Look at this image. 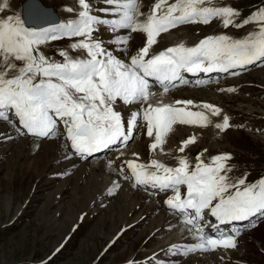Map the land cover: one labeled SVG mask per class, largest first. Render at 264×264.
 I'll use <instances>...</instances> for the list:
<instances>
[{
  "label": "snow or ice",
  "instance_id": "snow-or-ice-1",
  "mask_svg": "<svg viewBox=\"0 0 264 264\" xmlns=\"http://www.w3.org/2000/svg\"><path fill=\"white\" fill-rule=\"evenodd\" d=\"M74 4L64 8L73 14L72 18L47 27L27 26L19 14L0 16V122L6 123L17 137H62L72 155L84 159L114 145L124 155L122 149L134 139L141 123L147 136L153 138L150 151L163 152L165 138L174 125L206 127L212 123L211 117L220 116L222 110L191 99L165 103L155 99L157 96H166L172 89L188 84L185 73L235 76L240 74L237 69L264 63V7L236 23L240 10L217 6L214 0H155L147 12L142 11V0H74ZM8 7L7 0L0 2V13ZM41 11L33 0L25 14L39 15ZM214 20L225 29L253 24L256 30L242 38L210 34L191 46L180 42L159 51L154 48L162 33L181 25H209ZM102 28L109 38H104ZM133 34L146 38L135 51L130 50ZM64 38L77 39L58 50L61 59L48 56L44 47ZM68 49L75 55H70ZM195 83L201 86L206 81ZM118 104L138 106L129 112L126 125ZM214 126L224 132L231 126L229 117L223 115L222 122ZM0 137L13 138L5 133ZM194 142L195 138L189 137L178 151L183 153ZM133 156L135 160L124 162L128 174L122 167L119 175L131 179L133 187L171 191L173 194L164 203L181 215L182 223L197 238L198 242L191 246H171L168 252L172 256L237 247L239 230L208 235L202 226L206 215L218 222L211 225L213 228L264 218V177L246 183L245 175L231 182L230 153L212 156L207 163L197 155L194 164L187 156H179L176 166L157 159L138 162L139 155ZM107 166L112 167V163ZM118 187L113 182L108 194ZM182 187L186 191L182 192ZM249 226L255 227V223Z\"/></svg>",
  "mask_w": 264,
  "mask_h": 264
},
{
  "label": "rangeland",
  "instance_id": "rangeland-1",
  "mask_svg": "<svg viewBox=\"0 0 264 264\" xmlns=\"http://www.w3.org/2000/svg\"><path fill=\"white\" fill-rule=\"evenodd\" d=\"M22 1L24 0L11 1L15 6H18V14L20 16V5ZM43 1H45L44 3L46 6L54 4L57 8L59 7L55 0ZM214 2L217 6H231L239 9L241 15L236 18V23L248 17L250 13L258 7H264V0H214ZM182 26L186 33L191 29L196 40L195 42L207 35L219 33H226L233 38H242L250 31L256 30V26L253 24L246 25L239 29L232 26L225 29L220 26V22L216 20L209 25L188 24ZM182 26H180V28ZM101 30L104 29L102 28ZM57 47L62 49L60 46ZM45 49L48 50V48ZM53 50L54 53H52L51 56L55 59H61L57 55L58 51L55 48H53ZM252 69L254 70L253 67ZM246 75L239 76L237 79L233 78L232 81H227L230 80L227 78H232V76H226L224 81H220L218 84L212 86V90L217 93L219 97L216 100L212 99L211 102L220 104L225 110H228L227 116L229 117L231 126L226 131L220 132L219 139L214 140L216 143H213L214 146L217 145L219 148L216 149L213 147L214 149H211V151L208 149V158L204 161L207 163L212 156L230 153L232 159L228 164L232 167V171L228 173L229 180L235 182L237 179L243 178L246 175V183H251L264 175L263 135L261 132L233 131L230 128L237 127L240 124V120L244 119L243 116L248 118V121L249 119L250 121L257 120L255 124L250 122L252 126L255 125V127H258L259 123L264 125V120L256 119V116L264 115V94L260 96V89H256L255 87L246 88L242 91L245 85L244 83H254L264 88V63L259 69ZM245 77L247 78L244 80L245 82H243ZM233 85H237V87L240 88L235 89ZM229 88H233L235 91H221V89ZM186 92L181 93V96H179L177 100H187V95L193 97V93L188 90ZM224 92H227L228 95H225ZM250 116L253 118H250ZM176 126L190 125H174L173 128ZM176 130L173 137L169 138L172 130L167 134L165 143L162 146L164 152L161 153L167 156L170 162L172 158L181 154L179 151L175 152L173 150L175 147L172 148L171 146L176 143V140L180 139L181 147L184 141L181 137L189 138L185 129L182 127H178ZM200 134L201 132H199V135ZM192 136L194 137L195 134H190V137ZM205 136L210 138L211 132L206 131ZM198 140L199 138L197 140L195 139V142ZM220 144L222 145L221 147ZM145 147H147L146 143ZM186 147H189V145ZM206 148L207 145L200 144L196 146L192 152L199 151L197 153L198 155ZM1 149L2 148H0V264H121L129 258L134 259L133 257H135V260H141L144 256H148L149 253L144 251L152 246H158L161 251L165 250V247L157 245V238L160 236H153V234L150 233L151 230L153 228L155 229L158 225L160 212L159 210H154L153 212L149 211L151 205L150 201L147 199H150V196L140 193L136 195L134 203L137 204V207L132 212L130 220L125 222L121 221L122 219L119 217L116 205L112 208H108L107 211H103L101 207L94 206L83 215L75 231L71 234L66 233L69 238L57 248L56 239L59 235L57 233H48L47 227H40L42 219L45 218V216H43V218L40 216V218L38 210L44 204L45 196L49 194L54 187L59 185L65 177L62 176L55 180L50 179L51 182L47 184L48 178L45 180V178L40 177V175H42L41 166L29 162L22 164L9 162L7 160L8 154L5 155L1 153ZM188 152H190V150ZM204 153L206 152L204 151ZM71 191L70 187L67 186V189L59 195V203L62 202L60 210L57 209L59 204L52 205L49 206L46 214L51 215L52 213H56L58 221L65 216V212L68 208V211L71 210L70 213L73 212L72 214L75 215L74 218L81 215L84 208L75 201ZM162 201L163 198L158 201L157 209L163 204ZM7 204L9 205L8 210L6 209ZM139 216L142 218V220L139 221L140 223L133 229L125 230L122 237H120L119 233L121 234L124 231L123 225H131L133 222L132 219ZM152 217L153 219H151ZM112 225H114L115 228H113ZM119 230L121 232H119ZM117 231L118 234H116ZM148 235H150L152 239L145 244ZM114 237L116 238L113 239ZM112 243L114 244L112 245ZM242 244L241 247L244 249L243 257L241 256L242 252L235 254L236 258L242 260V264H264V224L254 230L252 234L248 235L242 241ZM166 252L167 250L164 251V253ZM158 259H163V257H158L154 260ZM177 262V259L171 261L172 264H178ZM190 263H192V258H189L186 264ZM204 264H207V262H204Z\"/></svg>",
  "mask_w": 264,
  "mask_h": 264
},
{
  "label": "bare ground",
  "instance_id": "bare-ground-1",
  "mask_svg": "<svg viewBox=\"0 0 264 264\" xmlns=\"http://www.w3.org/2000/svg\"><path fill=\"white\" fill-rule=\"evenodd\" d=\"M11 1L13 0H7L9 7L5 9L3 13H0V16L19 13L18 6H15ZM0 2H3V0H0ZM55 2L60 7V14L62 18L69 19V14L64 11V8L66 5H68V3L74 6V0H55ZM142 2V11L147 12L150 9L151 5L155 2V0H142ZM30 3L31 2H27L23 5L22 15L23 19L27 21V26L47 27L50 23L58 22V17L54 14V12L50 9H45L42 6V11L39 15L30 12L28 13V15H26V8ZM98 6L107 7L104 4H99ZM29 22H31V24ZM182 27L180 28L179 26L176 29L170 30L168 33H162L161 36L158 37L157 45L154 46L155 50L159 51L163 48L174 46L180 42H185L187 45H194L195 43H197L198 41L195 42L196 40L191 29L186 33L184 27ZM101 31L104 33L105 39L109 38V34L107 32H104V30ZM133 36L134 39L130 42L131 51H135L142 45V42L146 39L142 34H133ZM75 39L77 38H74L73 41ZM67 46H65V48H67ZM45 48H48V50H46ZM68 50L70 55H75V53L71 52L70 49ZM44 51L49 55L54 53L53 48L49 45L44 47ZM256 70L257 69H255L254 71ZM242 71L243 70L239 71V73H241ZM215 73L219 74V72ZM229 76H232V78H227L230 79L227 81H232L233 78H235L231 74ZM213 80L218 79H212L210 80V82ZM208 83L205 86L201 87L195 85L194 83L186 87L180 86L176 89H172L166 96H157L155 99H162L165 103H172L177 100L179 96H181V93L188 90L193 93V97L187 95V100L191 99L196 104L210 103L216 107H219L222 110L221 116H223L226 114L225 109L220 104L211 102L212 99L216 100L219 96L212 90L213 85L210 86L208 85ZM153 91L156 90L153 89ZM153 103H155V100L153 101ZM118 109L122 112V114H126L131 110L138 109V106L134 105L131 107H126L118 104ZM211 118L215 119L216 117ZM0 133H5L13 136L12 139H4L0 137V148H2L1 153L5 155L8 154L7 160L9 162H16L18 164L29 162L41 166L42 175H40V177L45 178V180H47L48 178L47 184L51 182L50 179L55 180L56 178L62 176L65 177L62 179L59 185L54 187L52 191H50V193L45 196L44 204L38 210L39 217L41 216L43 218V216H45V218L42 219L40 227H47L48 233H57L59 235V237L56 239L57 248L60 247L62 243L69 238L66 233L71 234L73 231H75L79 226L83 215L86 214L88 210L92 209L94 206L101 207L103 211H107L108 208H112L116 205L119 217L122 219L121 221L125 222L131 219V214L137 207V204L134 203L136 195L140 193L150 196L152 192L150 186L133 187V181L131 179H124L119 175V171L122 167L124 168L125 173L128 174L127 166L124 162L129 159L135 160L136 157L133 156V153H137L139 155L138 162L148 163L151 159H157L169 166H176L177 164L176 159L170 162L169 158L167 156H164L161 153L160 149L150 151L149 146L153 142V138L147 136V129L145 126H143L142 123L139 129L136 130V135L130 146L123 150L124 155L121 156L120 153H111L107 157L90 161H81L75 158L72 153L69 152V150L64 146L61 140L62 138L52 140H42L40 138V140L36 141L30 138L17 137L14 133H11L9 131L8 125L6 123H0ZM142 140L147 141V150H145V143ZM221 146L222 145L220 144V147ZM182 154L183 153L179 154V156H182ZM189 155L190 152H186L184 154V156H187L189 160L192 161L193 159H191V156ZM66 156H71V158L66 159ZM109 162L112 163V167L107 166ZM113 182L119 184V187L113 188V193L110 195L108 194V189L112 187ZM67 186H69L72 190L71 193L74 196L75 201L79 203L84 208V210L81 215L74 218L75 215L72 214L73 212L70 213L71 210L68 211V208L65 212V216L60 221H58L56 213L48 215L46 214V212L49 209V206L58 204L59 205L57 209L60 210V208L62 207V202L59 203V195L67 189ZM157 196L158 195H156V197L150 196V199H147L150 201L151 205L149 211L153 212L154 210H159L160 212L158 225L155 229L153 228L150 233L153 234V236H160L159 238H157V245L165 247V250H167V252L164 253L165 250L161 251L158 246L149 247L145 249L144 252L149 253L148 256L150 255L154 259L158 257H166L171 261L177 259L178 264H186L189 258H184L180 255L172 256L168 252V249L171 246H177L178 243L184 242V240H179L178 233L181 225L175 222L169 212L167 213V205L163 202V204H161V207L157 209V203L159 199V197ZM8 204L6 205L7 210L9 207ZM140 220H142L141 216L133 218V222L131 223V225H123L124 231L121 234L119 233V235L122 236L125 230L135 228L137 224L140 223ZM112 227L115 228L114 225H112ZM119 232L121 231L119 230ZM116 234H118V231L116 232ZM115 238L116 237H114L113 239ZM151 239V236L148 235L145 244H147ZM130 260L134 259L129 258L128 260H126V262ZM223 260L224 257L221 254L216 253L215 258L203 255L202 258L192 259V263L190 264H204V262H207V264H217V262H222Z\"/></svg>",
  "mask_w": 264,
  "mask_h": 264
},
{
  "label": "water",
  "instance_id": "water-1",
  "mask_svg": "<svg viewBox=\"0 0 264 264\" xmlns=\"http://www.w3.org/2000/svg\"><path fill=\"white\" fill-rule=\"evenodd\" d=\"M27 2H33V0H25V2L22 4V6H21V8H22V13H23V5L24 4H26ZM35 2H37V1H35ZM39 3V2H38ZM39 5H40V7L42 6V7H44L41 3H39ZM45 8V7H44ZM46 9V8H45ZM31 13V12H30ZM23 16V15H22ZM30 24H31V22H29Z\"/></svg>",
  "mask_w": 264,
  "mask_h": 264
}]
</instances>
